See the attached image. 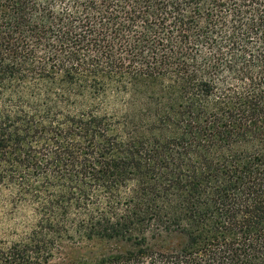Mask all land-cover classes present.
I'll use <instances>...</instances> for the list:
<instances>
[{
    "label": "trees",
    "instance_id": "1",
    "mask_svg": "<svg viewBox=\"0 0 264 264\" xmlns=\"http://www.w3.org/2000/svg\"><path fill=\"white\" fill-rule=\"evenodd\" d=\"M0 204V264H264V0H0Z\"/></svg>",
    "mask_w": 264,
    "mask_h": 264
},
{
    "label": "rangeland",
    "instance_id": "2",
    "mask_svg": "<svg viewBox=\"0 0 264 264\" xmlns=\"http://www.w3.org/2000/svg\"><path fill=\"white\" fill-rule=\"evenodd\" d=\"M16 205L17 204H0V240L8 241L14 238V230L11 224L19 222V220L22 219L21 214L24 218L30 217V208L22 206L20 210L15 211ZM176 242L177 240H174L171 244Z\"/></svg>",
    "mask_w": 264,
    "mask_h": 264
}]
</instances>
